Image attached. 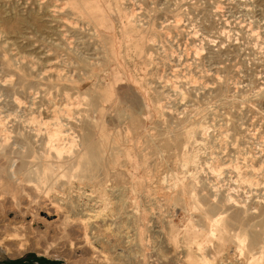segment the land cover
I'll return each instance as SVG.
<instances>
[{
	"label": "rangeland",
	"instance_id": "374dc122",
	"mask_svg": "<svg viewBox=\"0 0 264 264\" xmlns=\"http://www.w3.org/2000/svg\"><path fill=\"white\" fill-rule=\"evenodd\" d=\"M0 264H264V0H0Z\"/></svg>",
	"mask_w": 264,
	"mask_h": 264
},
{
	"label": "bare ground",
	"instance_id": "6f19581e",
	"mask_svg": "<svg viewBox=\"0 0 264 264\" xmlns=\"http://www.w3.org/2000/svg\"><path fill=\"white\" fill-rule=\"evenodd\" d=\"M56 132V131H55ZM53 133H54V131H53ZM53 133H51V135L53 136V135H55V134H53ZM55 149V148H54ZM97 149V148H96ZM56 150H57V153L58 154H61L62 152H63V148L62 147H57L56 148ZM93 150H94V148H93ZM93 154V153H92ZM93 156V155H92ZM90 157V156H89ZM88 157V158H89ZM80 162V161H79ZM49 173V172H48ZM52 173V172H51ZM53 174V173H52ZM54 175V174H53ZM244 180V179H243ZM247 180V179H246ZM256 181V180H255ZM256 238V237H255ZM259 237H257V239H258ZM253 240H254V238H253ZM258 241V240H257ZM253 243H255V241H253ZM257 243V242H256Z\"/></svg>",
	"mask_w": 264,
	"mask_h": 264
}]
</instances>
